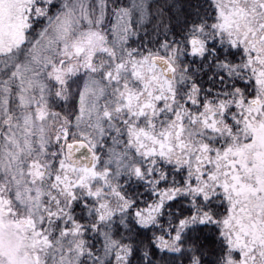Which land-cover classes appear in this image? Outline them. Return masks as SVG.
<instances>
[{"label": "snow or ice", "instance_id": "1", "mask_svg": "<svg viewBox=\"0 0 264 264\" xmlns=\"http://www.w3.org/2000/svg\"><path fill=\"white\" fill-rule=\"evenodd\" d=\"M0 264H264V0H0Z\"/></svg>", "mask_w": 264, "mask_h": 264}]
</instances>
